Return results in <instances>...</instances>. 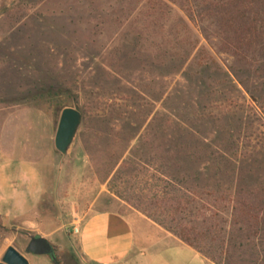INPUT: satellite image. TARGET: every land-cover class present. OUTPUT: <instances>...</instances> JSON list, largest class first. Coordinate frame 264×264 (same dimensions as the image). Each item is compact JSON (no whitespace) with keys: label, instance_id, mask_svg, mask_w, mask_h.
Masks as SVG:
<instances>
[{"label":"rangeland","instance_id":"rangeland-1","mask_svg":"<svg viewBox=\"0 0 264 264\" xmlns=\"http://www.w3.org/2000/svg\"><path fill=\"white\" fill-rule=\"evenodd\" d=\"M152 1L0 0V128L4 121L17 159L23 151L42 155L33 167L44 181L52 154L55 161L54 186L27 220L31 231L0 213V260L9 246L28 253L30 236L44 234L60 264H82L71 230L92 203L90 212L118 211L139 233V220H152L134 207L131 186L159 174L174 142L204 141L218 158L229 147L235 178L264 180V61L258 69L238 61L210 19L188 18L180 1L164 0L169 13L157 20ZM183 23L195 48L179 43ZM63 107L83 114L66 154L49 141ZM128 155L131 169L118 172ZM224 264H264V245L233 247Z\"/></svg>","mask_w":264,"mask_h":264},{"label":"trees","instance_id":"trees-1","mask_svg":"<svg viewBox=\"0 0 264 264\" xmlns=\"http://www.w3.org/2000/svg\"><path fill=\"white\" fill-rule=\"evenodd\" d=\"M172 1L182 3L188 18L196 14L210 19L222 49L244 65L257 68L264 61V0ZM150 4L151 16L159 21L169 13L164 0ZM182 27L184 37L179 36V43L195 48L190 26L183 23ZM183 53L184 60L189 52ZM201 142L172 143L171 161L162 164L159 174L144 180L141 188L131 186L137 201L134 207L206 258L224 264L233 247L243 248L253 240L264 245V180L235 178L239 163L231 160L230 148L223 147L228 156L218 158ZM131 161L128 155L118 172L131 169ZM116 194L130 201L122 192ZM53 260L60 264L56 257Z\"/></svg>","mask_w":264,"mask_h":264},{"label":"crops","instance_id":"crops-1","mask_svg":"<svg viewBox=\"0 0 264 264\" xmlns=\"http://www.w3.org/2000/svg\"><path fill=\"white\" fill-rule=\"evenodd\" d=\"M0 131V147L6 155L0 158V213L9 222L23 220L24 224L20 227L31 231L33 223L27 221L28 218L39 209L42 195L54 186L53 150L47 152L52 154L49 165L53 174L50 180L44 181L43 173L33 167L42 162V155L34 150L23 151L20 155L22 159H17V153L12 155L15 151L5 134L4 121ZM54 138L52 122L50 144L54 145ZM23 166L30 169L25 171L26 175L21 174ZM33 194L36 196L35 204L28 206ZM93 205H90L88 215L75 224L80 229L75 236L82 264H216L149 219L139 220L141 226L138 233L132 221L120 212L106 209L90 212ZM40 236L49 241L47 235ZM23 254L30 264H52L50 255Z\"/></svg>","mask_w":264,"mask_h":264},{"label":"water","instance_id":"water-1","mask_svg":"<svg viewBox=\"0 0 264 264\" xmlns=\"http://www.w3.org/2000/svg\"><path fill=\"white\" fill-rule=\"evenodd\" d=\"M83 121V114L74 107H65L60 114L58 126L54 138L55 148L62 154H66L72 145L78 129ZM28 253L34 255H50L55 257L54 246L45 237L31 235L26 248ZM0 264H30L27 257L14 246H9Z\"/></svg>","mask_w":264,"mask_h":264},{"label":"built area","instance_id":"built-area-1","mask_svg":"<svg viewBox=\"0 0 264 264\" xmlns=\"http://www.w3.org/2000/svg\"><path fill=\"white\" fill-rule=\"evenodd\" d=\"M71 231H72L73 234H78L79 231H80L79 226L78 225L74 226Z\"/></svg>","mask_w":264,"mask_h":264}]
</instances>
